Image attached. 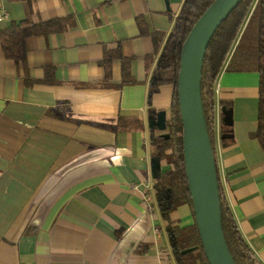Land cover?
I'll return each instance as SVG.
<instances>
[{"label":"crops","instance_id":"0c3cea01","mask_svg":"<svg viewBox=\"0 0 264 264\" xmlns=\"http://www.w3.org/2000/svg\"><path fill=\"white\" fill-rule=\"evenodd\" d=\"M181 1L0 0V30L23 19L73 20L64 32L28 37L23 67L0 50V264H175L164 223L150 206L145 96L156 56L135 18L165 38ZM116 45L134 84L117 86L118 59L111 79L102 80L98 62ZM47 69L52 81L40 82ZM257 83L255 72L222 71L214 122L217 133L219 109L228 103L232 141L216 143L219 172L237 226L264 264V155L250 136ZM170 97L171 86L162 85L150 98L165 119ZM118 117L140 123L116 128ZM169 218L178 227L193 223L185 204Z\"/></svg>","mask_w":264,"mask_h":264},{"label":"trees","instance_id":"16d2710c","mask_svg":"<svg viewBox=\"0 0 264 264\" xmlns=\"http://www.w3.org/2000/svg\"><path fill=\"white\" fill-rule=\"evenodd\" d=\"M212 1L182 0L175 16L169 15L171 28L165 38L161 32L148 33L144 20L140 16L135 18L139 36H150L152 52L156 56L149 71L145 96L153 180L149 192L152 199L150 206L158 210L160 220L164 223L163 230L175 264H208L194 222L188 226L178 227L169 216L178 206L184 204L189 207L192 214L183 168L176 83L181 45L193 23ZM72 26L73 20L70 15L37 22L27 19L12 22L7 28L0 30V50L5 59L23 67L28 37L61 33ZM114 59L121 62L120 82L117 86L134 84L135 81L128 72V59L122 57L119 45L104 51L98 62L102 68L103 82L107 83L111 79L110 65ZM222 71L257 73L256 127L250 136L257 141L264 155V0H239L221 21L205 49L199 84L204 122L214 159L221 229L226 246L235 264H262L247 245L237 226L219 172L216 143L218 141L223 147L232 141L230 124L220 121L217 133L215 131L214 87ZM46 72L49 76L46 74L40 82L52 81V70L47 69ZM31 82L26 75L23 76L25 85ZM162 85L171 86V97L164 129L159 131L155 124L157 112L150 107V98ZM228 106V103L224 105L225 108H229ZM117 122L116 128L132 127L133 123H136L135 125L140 123L137 117H118ZM161 161L168 165L164 171H160L154 165ZM144 250L145 248H138L136 251L143 253Z\"/></svg>","mask_w":264,"mask_h":264},{"label":"water","instance_id":"95a60500","mask_svg":"<svg viewBox=\"0 0 264 264\" xmlns=\"http://www.w3.org/2000/svg\"><path fill=\"white\" fill-rule=\"evenodd\" d=\"M239 0H213L196 19L180 48L176 94L181 123V149L193 222L208 264H235L226 246L220 221L219 197L213 154L200 101V72L212 34ZM221 122L230 113L219 109ZM229 121V122H227ZM156 127L164 129V112L156 113ZM159 167V164H154Z\"/></svg>","mask_w":264,"mask_h":264},{"label":"built area","instance_id":"2783aa9c","mask_svg":"<svg viewBox=\"0 0 264 264\" xmlns=\"http://www.w3.org/2000/svg\"><path fill=\"white\" fill-rule=\"evenodd\" d=\"M1 14V13H0Z\"/></svg>","mask_w":264,"mask_h":264}]
</instances>
